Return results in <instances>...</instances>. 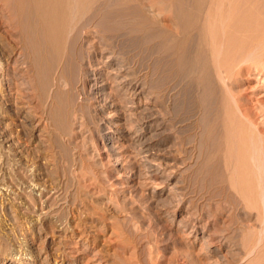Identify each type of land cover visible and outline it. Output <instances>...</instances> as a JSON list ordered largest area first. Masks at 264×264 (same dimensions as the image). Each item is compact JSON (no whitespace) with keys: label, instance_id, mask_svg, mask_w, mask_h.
<instances>
[{"label":"rangeland","instance_id":"rangeland-1","mask_svg":"<svg viewBox=\"0 0 264 264\" xmlns=\"http://www.w3.org/2000/svg\"><path fill=\"white\" fill-rule=\"evenodd\" d=\"M222 1L179 0L183 19L170 11L174 0H121L125 26L103 29L98 16L82 29L76 79L57 88V69L39 78L18 62L19 49L0 53V264H264L262 168L258 198L244 197L232 188L222 145L225 119L235 116L264 140V57L244 59L249 33L264 30V0ZM219 7L228 10L218 45L228 46L220 54L229 62L221 80L210 61L198 62L202 90L187 99V80L167 71L164 55L174 41L187 44L184 20L199 29L204 11ZM29 74L43 90H27ZM18 81L32 120L13 111ZM203 89L232 100L228 112L218 101L207 108ZM36 178L44 189L31 185Z\"/></svg>","mask_w":264,"mask_h":264},{"label":"bare ground","instance_id":"bare-ground-1","mask_svg":"<svg viewBox=\"0 0 264 264\" xmlns=\"http://www.w3.org/2000/svg\"><path fill=\"white\" fill-rule=\"evenodd\" d=\"M8 1H9L8 3H7V1H5L6 3L3 5V8L1 6L2 10L0 12V24L1 25L3 24L4 28H5L3 30V32L0 33V45L1 44L3 45L2 48L0 46V48L2 49V51L0 53H2L4 51L12 52L13 49L15 51V48L19 49V51L16 50V53L19 52L18 58H20V60L18 62L23 64V66L27 68V69L25 68L26 71L28 70L29 71L28 73H30L31 75H35V76L38 75L39 76L40 75L39 73H41L42 70L44 71V69L47 70L46 72L49 71L51 74L54 72L53 74L55 75V71L57 69V71H56L57 76L56 77L53 76L54 78L52 77V81L50 83V87H52V88L58 87L57 85L59 84L58 82L61 81L60 79H63L66 81H68V79H71V81L70 80L69 81L73 82L75 75L78 73V71L76 69L77 66H75V65L77 62L79 63V61L81 59L79 58L80 55H78V57H77V55H76L77 51L74 48V46H75V43L77 42L76 37L77 38L79 37L78 35H80L79 34L80 31L82 32V29H84V28L86 29V27H88V26L91 27L96 22L98 16H101L99 25L103 29L104 28L108 29V28H112V27L114 28V27H118V26L124 27L125 23L128 21L126 18V15H125L126 13L124 14L123 13L124 11L121 9V11H123V12H121L119 9L120 4H118V3L121 0H101V1H98V2H101L102 5L101 4L99 5V3L97 5V0H8ZM180 1L182 3V0H180ZM215 1H217V0H215ZM218 1H219L218 2L219 5H220V3L223 2L222 0H218ZM0 3L2 5L1 1H0ZM181 3L179 2V0L178 1L174 0V3H172L173 8L170 11H172L173 14H176L177 17L180 16L181 18H183V17L188 18L186 16H187V14H189V12L187 13V11L181 7L182 6ZM241 4H242V2H241ZM117 5H119V6H117ZM98 6H102L104 11L100 10V7L98 8ZM231 8L229 9V11L231 10ZM225 11H228V10L225 9L224 11H222L220 7L215 8L213 10L204 11L205 13H204L203 18H205L206 21L204 19L205 24H202L203 26H200L199 29L196 27H195L196 29L192 28V26H190V23L188 22L189 23V25H188L187 22H185V20H184V22H182L183 24L181 23L183 25V27L181 28V26L180 25L179 26H180V30H182V34H185V36H183L184 37L183 40L185 41L187 39V41H188V42L186 41L187 44H185L184 42H181V43L185 44V46H182L180 44V40H179L178 43L180 46H177L175 44V41L174 42L172 41L173 44L175 45L174 46L175 48L174 47L173 48L171 47L172 49L169 48L166 51V54L164 55L165 60H167V61L165 62L166 66H165V64H163V65L166 67L167 71L172 72V74H177V75L179 74L180 80H183V81L187 80L186 84H185L186 85L185 86V92H186V95L188 96L187 99H190L192 97V95L194 97L195 96L194 91L195 90L197 91L200 89L199 82L197 80V71H198V67H199L198 62H200L201 60L202 61H210V64H212L213 68L216 71L214 73L217 74L219 80H221L220 74H222V72L224 71L223 69L225 67V64H227V61L229 62L230 58L226 60V58H228L229 56L227 57L226 55H224L226 58H222L223 56L220 54V53H223V51L220 50L222 48V46L220 47L219 45L223 44V42H222L223 40H221L222 43L218 45V43H220L219 41L221 39V38H219L220 37L219 34L223 32L224 28L226 31V27H223V26H225L224 21L227 17V15L224 14ZM231 11H233V10H231ZM234 11H236V10H234ZM102 14H103V16H102ZM227 14H229V12H227ZM233 15H234V13H233ZM177 17H176V19L178 20L179 18H177ZM180 21L181 20L179 19V22ZM255 28H253L252 30L255 31L256 30ZM257 29L259 31L260 27ZM261 29H263V28H261ZM193 30H194V35L192 33ZM254 31H252V33H255ZM190 33H192V34L189 35ZM249 35H252V37L246 38V39H249L246 47L250 44L249 46L251 47V51H250L251 53L248 51L250 54L248 53V55H246V58H244V59L247 60V58H249V57H252L251 59H254L253 57L257 58L258 55H259L258 58H260V57L263 58L264 57V30H261L255 34L249 33ZM221 36H223V33L221 34ZM181 37L182 36H180L178 38L180 39ZM192 38H194L195 40ZM181 41H182V39H181ZM246 42H243V43L246 44ZM232 43H233V41H232ZM243 43H241V44H243ZM226 45H227V43H226ZM239 45H237V46H239ZM243 45H240L241 48ZM243 47L245 48V46H243ZM226 48L224 47L225 50L223 48H222V50H224L226 52ZM248 48H246V49L249 50L250 48L249 49ZM74 49L76 52H73ZM243 51H244V49H243ZM242 52H241V54L245 53V52L244 53H242ZM255 53H256V55L252 56V54H255ZM249 55H251V56H249ZM0 56H2V54ZM9 56H8V58H9ZM82 56H81V58H83ZM231 57H232V55H231ZM241 57H245V56H241ZM18 58H17V60H18ZM0 59H1V57H0ZM6 59H7V57H6ZM76 59H80V60H76ZM251 59H249V60H251ZM44 61L46 62V64L44 63ZM15 62H17V61H15ZM1 63H3V62H1ZM3 64H1V65H3ZM19 64H18V66H19ZM39 65H42L43 67L39 66ZM14 66H16V65H14ZM73 66H75L76 71L74 70ZM226 68H228V67H226ZM15 70H17V69L15 68ZM2 71H0V75L3 74ZM8 72L10 73V71H8ZM46 72H44L43 74H45ZM49 72L46 74L49 75ZM13 73H15V72L13 71ZM36 73H38V74H36ZM30 74H29V76L27 75L28 78L25 82L23 81L25 78L24 79L22 78L23 79L22 81L24 82V84H26L24 86L27 88V90H31V91L43 90L44 89L43 86L40 85L41 81L40 82L38 81L40 76L37 79L38 76L36 78H34L35 76L31 77ZM51 74L49 76H51ZM4 75L8 76L6 73ZM22 75H24V74H22ZM12 76L13 75H11V78H12ZM17 76H16V78H17ZM49 76H44V77H49ZM198 76H199V74H198ZM23 77H25V75ZM41 77H42V75H41ZM172 78H174V77L172 76ZM75 79H74V81H75ZM8 80H9V78H8ZM11 80L13 81V79H11ZM19 80H20V78H19ZM44 80H46V79L43 78V81ZM47 80H48V78H47ZM47 80H46V83L48 84L50 81L49 80L47 81ZM22 81H20V82H22ZM1 82H2V80H1ZM18 82H13V84H12L13 85L12 88L16 92V96H14L15 99L13 100L15 103L14 106L16 107V110H13V111H14V113H15V111H17V115L15 114L18 117L17 121L21 122L22 120L21 119L19 120V118H21V115L24 112L23 108L26 111V109L28 107L27 105L23 106L24 105L23 101H25L26 104H28L29 101L27 102L26 100L29 99L28 95H27V94H29V92L25 89V87L24 88L21 87L23 85L22 83H21L22 84L21 85L20 82L19 83ZM34 83H36V84L38 83V85H40V86H38V85L36 86V84H34ZM218 83H220V81H218ZM222 83H221V85H222ZM4 84H6V83H4ZM224 84H225V82H224ZM44 85H45V83H44ZM47 86H45V87H47ZM69 86H71L70 83H69ZM22 88L28 92V93L25 91L23 92L25 94L27 93L26 94L27 98L24 97L25 100H22V98H23L22 96L25 95V94L24 95L22 94V91H23ZM3 89H4V87H3ZM45 89H47V88H45ZM9 90H12V89L9 88ZM200 90H202V89H200ZM209 91H210V89H209ZM209 91H207L209 94L208 95L206 91L204 93V89H203L204 94H201L202 95L201 97H202L205 105H207V108L209 107L210 110H212L217 105L218 100H216L214 95L210 94L211 91H210V93H209ZM2 92L3 91H1L0 93H2ZM7 95H8V93H7ZM7 95L5 94V96H7ZM9 97H10V94H9ZM216 97L218 98V96H216ZM224 97L225 96L222 95L221 98L220 97L218 98V99H220V101H218V106L222 105L223 107L221 109L225 110L224 111V113H225L226 111L228 112V110H229L228 108H227L228 110L226 109L225 105L228 104L229 101H232V100H229L227 102ZM198 98L200 99V97H198ZM219 102L220 103L222 102V104L219 105ZM12 105H13V102H12ZM232 106H234V105H232ZM11 107H13V106H11ZM25 107H26V109H25ZM228 107H229V105H228ZM236 110L238 111L239 109H236ZM24 113H27L25 118H28L25 120H30L32 118V116L37 117V115H30L31 116L30 117L28 115V111L24 112ZM4 114L5 113H3V116H4ZM40 116H39V118H40ZM235 118H236V116L233 119L227 117L225 119V123H224V142L222 143L223 148H224V153H223L224 154L223 155L224 156V164L228 168V169L226 168V171L227 170L231 171V172L228 171V175L230 172L231 184L233 186L232 188L236 192L238 190L239 192H241V195L248 198L249 195L253 192V190H255L256 186L257 185L259 186L261 184V183L259 184L260 181H259V177H258L260 175V173L262 172V174L264 175V140L261 139L260 136H259L260 139L258 138L260 141L257 140V138L255 139V137L251 134L253 132H250L252 130L246 129V126L243 125L244 123L242 124V122H241L242 119L239 121ZM37 119L38 118H36V120ZM39 121H41V120L39 119ZM39 121H38V124H39ZM22 124H24V123H22ZM21 125L18 124L17 126L21 128L22 127ZM245 125H246V123H245ZM15 126H16V124H15ZM20 128H18L16 131L17 132L16 136H18L17 141H19L21 139L20 138V134H21ZM45 128H46V126H45ZM250 128H252V127L250 126ZM10 136H12V135H10ZM263 137H264V135H263ZM4 139H5V141L8 140V142H9V139H6L5 137H4ZM16 143H14V146L20 142H18L17 144ZM20 149H21V147H20ZM15 152H18V151L16 150ZM256 168H262V171L258 174V172H257L258 170L255 171ZM30 171H32V170H30ZM39 178L38 179L36 178L37 180L36 179L34 180L36 182L32 181L33 183L32 184L30 183L35 189L36 188L38 189L39 186L43 185V184H40L41 182L39 181ZM263 181H264V179H263ZM229 183H230V181H229ZM261 187L262 188H260V187L259 188L261 189V191L263 190L262 193H264V186H261ZM41 188L44 189L45 188L44 185ZM259 190H257V188H256V192ZM256 192H253V193L256 194ZM262 195H264V194H262ZM263 197H260L259 199H257V202H258V200L262 201ZM256 198H258L257 194H256ZM244 199H246V198H244ZM251 199L252 198H250V200ZM251 201H253V199ZM245 202H247V201H245ZM253 202H255V201H253ZM261 220H262V218H261ZM20 263H23V262H20Z\"/></svg>","mask_w":264,"mask_h":264}]
</instances>
